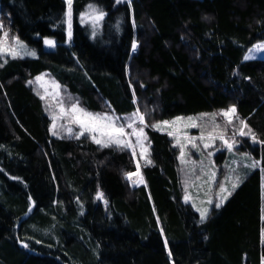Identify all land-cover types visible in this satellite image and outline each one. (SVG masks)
<instances>
[{
  "label": "trees",
  "instance_id": "16d2710c",
  "mask_svg": "<svg viewBox=\"0 0 264 264\" xmlns=\"http://www.w3.org/2000/svg\"><path fill=\"white\" fill-rule=\"evenodd\" d=\"M0 20L34 51L0 57V264H259L264 57L243 53L264 39V0H71L68 42L65 0H0ZM41 71L87 109L146 122L233 104L258 165L199 218L165 131L145 128L151 163L131 184L127 148L48 132L27 83Z\"/></svg>",
  "mask_w": 264,
  "mask_h": 264
},
{
  "label": "rangeland",
  "instance_id": "374dc122",
  "mask_svg": "<svg viewBox=\"0 0 264 264\" xmlns=\"http://www.w3.org/2000/svg\"><path fill=\"white\" fill-rule=\"evenodd\" d=\"M69 4L65 0V41L70 40L69 36ZM84 17L89 20L91 25H97L101 11L89 4L83 10ZM71 31V30H70ZM46 40L44 39V43ZM45 45H48L45 43ZM134 45L132 41L131 46ZM34 51L28 47L17 35L12 32L7 25L0 20V57L4 55H24L33 54ZM264 57V39L254 41L243 56ZM39 78V79H38ZM30 85L41 99L44 111L48 115V132L54 135L77 136L83 131L90 139L93 136L102 142H107L108 138L102 136L99 130L89 131L88 129H99L104 121L90 120L85 113H90L100 117L108 116L113 119L117 126L124 125L125 132L131 133L132 128H128L129 123L134 127L145 128L158 125L157 129L167 133L170 143L174 146L178 172L181 183V198L190 202L197 211L198 217L201 213L206 214L210 204L218 203L225 197L228 191L238 180L242 169L250 165H258V160L245 145L258 142L244 125L242 119L238 118L233 104H228L223 108L210 111H201L194 114L173 115L151 122L139 121L142 116L140 111L135 108L126 113H115L109 109L91 110L83 107L78 98L65 91L62 85L46 71L27 79ZM75 104L81 111H71ZM134 116V114H137ZM167 121L169 123L165 124ZM83 124V128L81 125ZM71 128L70 134L67 129ZM156 128V127H154ZM240 131L247 133L240 135ZM222 137V138H221ZM124 139L130 140L133 147L127 148L130 151L134 162V169L127 173L131 184H137L140 179L139 166L148 162L149 141L142 140L143 147L136 145L135 136H125ZM243 139H246L243 140ZM225 141L227 143H225ZM95 142V141H94ZM248 142V143H247ZM244 144L239 147V144ZM232 145L229 150L228 145ZM135 151V155L133 154ZM218 151H221L219 154ZM143 153V156L141 155ZM218 153V154H217ZM132 174L129 176L128 174ZM221 186L226 191L221 192ZM260 198V239H264V170H260L259 180ZM260 264H264V254H260Z\"/></svg>",
  "mask_w": 264,
  "mask_h": 264
},
{
  "label": "snow or ice",
  "instance_id": "6c2138e0",
  "mask_svg": "<svg viewBox=\"0 0 264 264\" xmlns=\"http://www.w3.org/2000/svg\"><path fill=\"white\" fill-rule=\"evenodd\" d=\"M68 4H69V13H68L69 21H68V23H69V36H70L71 35V31H70V29H71V0H68ZM45 43L50 45V46H52L54 44V42L52 40H46ZM133 49H135V44L133 45ZM247 58L248 57H246V59ZM71 111H73V112H75V111L83 112V110L82 109H78L75 104L72 105ZM232 111L234 112L235 109H232ZM85 115L90 120L104 121L103 125L99 129H91V128L88 129L89 131L99 130L102 136H106L108 138L107 142H102L101 140L96 139V137L93 136L94 141L97 144H102L103 147H108V146L114 144L115 146L121 147V148H132L133 145H132L131 141L130 140L126 141L124 139L125 136H129V137L130 136H135L136 137V145H139V146L143 147L141 138H143L144 140L147 139V136L144 133L143 128H138L137 129L136 127H134L133 123H129L127 125L128 128H132L133 129L132 132L131 133H126L124 125L117 126L116 122L113 119H111L110 117H108V116L100 117V116L93 115V114H90V113H85ZM136 115H138V113L134 114V116H136ZM139 121H140L141 124H143L145 122L144 121V117L143 116H139ZM164 123L167 124L169 122L165 121ZM81 127L82 128L84 127L83 124L81 125ZM152 127L158 128L159 126L158 125H152ZM245 127H247V126L245 125ZM67 131L70 134L72 133V129L71 128H68ZM239 134L243 136V135H246L247 133H245L244 131H240ZM79 135H83V131H81L80 133L77 134V138L79 137ZM225 143H227V142L225 141ZM228 148H229V150H231L232 145L229 144ZM133 154L135 155V151H133ZM141 155L143 156V153H141ZM148 163H151V161H148ZM128 175L131 176L132 174L130 173ZM236 186H237L236 184H233V189H235ZM224 191H226V189H224L223 186H221V192H224ZM228 195H231V193H228ZM98 198H102V194H98ZM224 199H227V196L223 197L221 202L216 204L217 208L221 206V203H223ZM204 215H205L204 213H201V218L202 219L204 218Z\"/></svg>",
  "mask_w": 264,
  "mask_h": 264
},
{
  "label": "crops",
  "instance_id": "0c3cea01",
  "mask_svg": "<svg viewBox=\"0 0 264 264\" xmlns=\"http://www.w3.org/2000/svg\"><path fill=\"white\" fill-rule=\"evenodd\" d=\"M249 47H250V46H248V47L246 48V50H245L244 53H243V56L245 55V53L247 52V50H248ZM259 260H260V258H259ZM259 264H260V261H259Z\"/></svg>",
  "mask_w": 264,
  "mask_h": 264
}]
</instances>
